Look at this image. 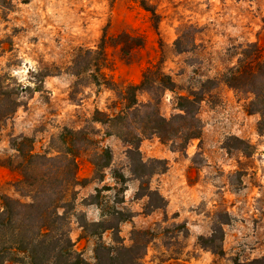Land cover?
Listing matches in <instances>:
<instances>
[{
    "label": "rangeland",
    "instance_id": "obj_1",
    "mask_svg": "<svg viewBox=\"0 0 264 264\" xmlns=\"http://www.w3.org/2000/svg\"><path fill=\"white\" fill-rule=\"evenodd\" d=\"M23 1L13 0L9 9L0 10V76L10 74L27 85L37 81L39 70L50 68L55 74L0 131V193L29 201L14 187L19 175L7 167L16 156L12 137L32 138L35 153L54 156L64 147L58 140L64 129L82 131L90 141L77 156L80 182L71 236L87 259L93 258L95 239L82 238L78 213L98 222L103 215L111 217L108 208L129 217L120 224L126 246L134 229L154 231L141 264H181L178 259L193 258L200 264H235L264 257V134L258 132L259 116L248 114L246 101L221 80L237 65L236 47L257 43L264 54V0H146L161 16L157 28L140 0ZM123 33L142 45L119 40ZM179 35L184 37L182 52L175 47ZM103 39L106 73L120 87L139 83L149 64L161 65L172 77L177 88L166 91L160 104L165 118L178 112V96L205 95L200 139L184 149L182 139L162 143L155 136L141 142L144 161L168 164L164 174L147 182L130 171L129 145L111 126L93 120L96 110L108 115L119 111L116 92L69 71L80 49L96 50ZM214 79L218 81L207 83ZM138 98L147 102L149 97L140 93ZM105 148L112 151V163L97 172L91 159ZM148 187L165 199L174 195L173 208L147 213L151 200L143 193ZM223 222L225 256L214 255L202 248L199 237H210ZM180 223L187 233L177 229ZM103 239L112 243L109 232Z\"/></svg>",
    "mask_w": 264,
    "mask_h": 264
},
{
    "label": "trees",
    "instance_id": "obj_2",
    "mask_svg": "<svg viewBox=\"0 0 264 264\" xmlns=\"http://www.w3.org/2000/svg\"><path fill=\"white\" fill-rule=\"evenodd\" d=\"M12 1L0 0V10L9 9ZM140 5L151 14L157 28L161 16L156 7L146 0H140ZM183 38L179 35L175 41L179 52L183 51ZM119 40L132 42L131 46L142 45L135 43L138 38L124 33L119 36ZM235 50L237 65L228 70L221 80L240 100L246 101L245 110L248 114L259 116L258 132L264 134L263 51L257 43L240 45ZM108 66L103 39L96 50L80 49L69 71L77 78L86 76L95 85H105L116 92L121 103L119 111L108 115L96 110L93 120L111 126L114 134L129 145L127 155L130 171L136 179L147 182L154 175L164 174L168 170V164L160 159L144 161L140 152L141 142L155 136L162 143L182 139L184 149L190 141L200 139L203 124L199 111L205 98L204 92L178 96V112L165 118L160 112L163 95L166 91L174 92L177 85L161 65L149 64L144 68L139 83H130L124 87H120L106 73ZM53 74L55 73L50 68L39 70L36 73L37 81L27 85L18 82L10 74L0 76V131L20 108L27 106V98L43 91L46 78ZM217 81L208 80L207 83ZM140 93L149 97L147 102L139 100ZM58 140L64 147L58 150L57 155L50 156L35 153L32 138L21 135L11 139L16 156L7 167L19 175L14 187L29 201L23 202L0 193V264H141L149 245L156 238L154 231L134 229L131 245L126 246L120 236V224L129 220V217L111 208L107 209L111 217L103 215L104 218L98 222H90L84 213H78L83 230L82 238L95 239L92 260L87 259L76 248L71 236V217L75 214V187L80 182L77 156L87 150L90 140L82 131L71 129H64ZM237 140L239 144L246 145L243 140ZM112 159V151L105 148L101 153H94L91 161L97 172H102L111 166ZM143 195L151 200L147 213L167 207L166 199L158 190H149L148 187L144 189ZM94 197L100 206L99 193ZM101 209L106 210V207ZM222 224L226 222L217 226L210 237H199V241L203 249L214 255L225 256ZM175 226L179 231L188 232L184 223ZM106 232L112 236L110 244L103 239ZM235 264H264V257L236 261Z\"/></svg>",
    "mask_w": 264,
    "mask_h": 264
},
{
    "label": "crops",
    "instance_id": "obj_3",
    "mask_svg": "<svg viewBox=\"0 0 264 264\" xmlns=\"http://www.w3.org/2000/svg\"><path fill=\"white\" fill-rule=\"evenodd\" d=\"M170 172H172L171 170H169V172L168 173H170ZM166 199H167V209H172L173 208V202H174V195H172V194H167L166 195ZM97 208L99 209V207L97 206ZM202 251V250H201ZM203 254L204 255H207L208 254V252H204L203 251ZM178 261L179 262H181V264H200L199 262L200 261H197L195 258H193V259H191V260H180V259H178Z\"/></svg>",
    "mask_w": 264,
    "mask_h": 264
}]
</instances>
